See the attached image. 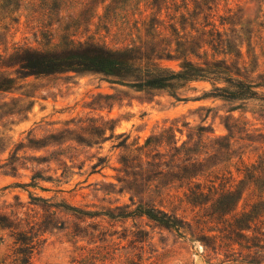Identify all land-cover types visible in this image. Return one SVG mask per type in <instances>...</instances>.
Segmentation results:
<instances>
[{"label":"rangeland","instance_id":"1","mask_svg":"<svg viewBox=\"0 0 264 264\" xmlns=\"http://www.w3.org/2000/svg\"><path fill=\"white\" fill-rule=\"evenodd\" d=\"M72 40L124 54L127 73H19L26 50ZM156 70L197 81L141 86ZM227 81L256 95L219 96ZM0 85V264H22L20 234L29 264H264L262 235L230 247L209 216L230 189L222 222L264 214V0H0ZM154 208L178 228L132 214Z\"/></svg>","mask_w":264,"mask_h":264},{"label":"trees","instance_id":"2","mask_svg":"<svg viewBox=\"0 0 264 264\" xmlns=\"http://www.w3.org/2000/svg\"><path fill=\"white\" fill-rule=\"evenodd\" d=\"M68 48L65 50H56V51H37V50H26L24 53L20 54L18 64L20 66L19 73L25 75H51L55 73L67 72V71H88L94 73H101L106 76L121 78L125 75L127 65L124 63V54H120L118 52L112 51L107 47L94 44L90 42H81L72 40L70 45H67ZM158 67V64L154 65ZM164 71V70H163ZM147 79L145 82L141 83V86H146L155 89H175L177 86L182 87L185 83L195 82L193 75L187 71L174 74L172 72L156 70V72L151 73L146 76ZM7 82H10V80ZM231 87L236 88L235 91H224L221 89H216V92H224L223 94H218L219 96L228 98V99H241L243 97H253L256 94L252 91V86H234L231 81H227ZM0 87H2L0 85ZM152 141L151 138L148 139L147 144L142 149H147L151 147ZM188 143L185 142L181 147L178 146V141L174 142L173 150L179 152ZM163 142H161L160 146L162 147ZM176 157V155H174ZM146 158L148 159L146 162L149 166H157V154L149 157V154H146ZM193 159H189L187 161H192ZM173 170V169H172ZM163 174V172H161ZM236 192L233 190L223 191L220 194L218 200H216L210 207V210H213L209 216L214 218V216L218 215V224H223V229L220 231L221 233L224 231L226 233V238H234L232 239L233 243L230 245L232 247L235 243L242 246L241 240H247L246 242L249 244L250 242H254L259 238V235L264 237V234H261L259 230L263 227H259V224L264 225L262 217L264 214H261L259 211V205H256L252 208L250 212H245L242 214H235L231 217V219H227L224 222L221 220L223 217H226L235 211L234 208H230L234 205V197ZM206 197V193L202 189L200 185L195 186L190 189L189 203L194 206L203 205V203L199 202L201 199ZM141 214L146 215L152 222L162 226L166 229H176L178 228V224L176 223V218L168 213L161 211L159 209H152L149 211H141L137 209L133 211L132 214ZM1 223V222H0ZM218 231V230H211ZM216 238V237H214ZM27 239L24 238L23 235L20 234V237L17 238V243L20 244L18 255H22L20 258H17L15 261L19 260L22 264H29L28 258V248L29 243H27ZM205 246L210 249L212 244L207 240L203 241ZM235 242V243H234ZM258 247V245H252L248 247V249H252Z\"/></svg>","mask_w":264,"mask_h":264}]
</instances>
